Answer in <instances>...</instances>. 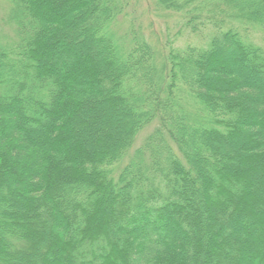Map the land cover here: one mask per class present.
Wrapping results in <instances>:
<instances>
[{"label":"trees","instance_id":"1","mask_svg":"<svg viewBox=\"0 0 264 264\" xmlns=\"http://www.w3.org/2000/svg\"><path fill=\"white\" fill-rule=\"evenodd\" d=\"M2 1L0 264H264V0Z\"/></svg>","mask_w":264,"mask_h":264},{"label":"rangeland","instance_id":"2","mask_svg":"<svg viewBox=\"0 0 264 264\" xmlns=\"http://www.w3.org/2000/svg\"><path fill=\"white\" fill-rule=\"evenodd\" d=\"M154 4L153 0H130V3L127 4V10H125L127 15L124 14L121 17L126 18V21L120 20L121 27L124 25L121 31L126 32L128 28L134 25L136 29H140L142 34L152 42L154 49L158 53H163V50L167 48V34L171 33L174 35L178 30V25H176V20L172 17H166V15L165 17H161V9L158 6L155 8ZM5 8L6 5L0 0V28L2 27L4 33L12 36L13 33H11L10 26L3 25L4 20L2 19V15L5 13ZM254 37L257 42L264 45V33H255ZM185 40L184 37H180L175 44L183 45ZM161 59H163V56ZM161 63L162 60H160ZM118 117V115H111L108 118L111 125H118V123L122 122V119Z\"/></svg>","mask_w":264,"mask_h":264}]
</instances>
